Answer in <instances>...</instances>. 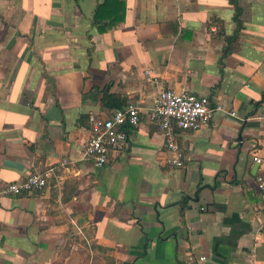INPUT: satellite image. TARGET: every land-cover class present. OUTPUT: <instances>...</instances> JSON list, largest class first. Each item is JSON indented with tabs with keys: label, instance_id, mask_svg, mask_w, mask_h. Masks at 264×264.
Here are the masks:
<instances>
[{
	"label": "crops",
	"instance_id": "0c3cea01",
	"mask_svg": "<svg viewBox=\"0 0 264 264\" xmlns=\"http://www.w3.org/2000/svg\"><path fill=\"white\" fill-rule=\"evenodd\" d=\"M101 2L0 0V185L70 161L45 190L0 199V264H264V0L239 1L228 55V0H126L106 33ZM164 87L236 113L179 132L183 167L147 117ZM104 93L139 105L141 123L100 168L81 155L89 116L115 110Z\"/></svg>",
	"mask_w": 264,
	"mask_h": 264
},
{
	"label": "built area",
	"instance_id": "2783aa9c",
	"mask_svg": "<svg viewBox=\"0 0 264 264\" xmlns=\"http://www.w3.org/2000/svg\"><path fill=\"white\" fill-rule=\"evenodd\" d=\"M209 30L211 34L218 33L215 23L210 26ZM145 74L147 81L151 82L153 79L150 78L149 71ZM219 112H225L233 118L236 117L235 111L224 110L220 104H213L206 96H196L186 91L175 92L164 87L158 92L147 117L162 132L166 151L174 155L171 164L175 167H183L184 162L178 144L179 132H194L208 125ZM88 120L90 135L83 148L81 161L101 168L107 166L122 153L130 131L141 123V108L136 103H127L122 109L113 110L108 117L90 115ZM253 161L258 164L255 186L260 197L261 210L264 212V158L255 155ZM68 165L70 161L63 158L42 171L30 173L23 181L2 184L0 185V199L41 192L49 186L52 178ZM76 230L81 234L79 228ZM200 260L204 261V258Z\"/></svg>",
	"mask_w": 264,
	"mask_h": 264
},
{
	"label": "trees",
	"instance_id": "16d2710c",
	"mask_svg": "<svg viewBox=\"0 0 264 264\" xmlns=\"http://www.w3.org/2000/svg\"><path fill=\"white\" fill-rule=\"evenodd\" d=\"M240 0H228L229 5L233 8V21L236 24L234 32L230 36L225 37L226 45L224 46V54H232L239 47L240 32L243 29L242 7ZM126 11V0H102L96 7L93 15L92 24L97 28L99 33H106L119 29L124 24ZM262 102H264V93ZM103 104L109 109H122L125 102L114 95L104 93Z\"/></svg>",
	"mask_w": 264,
	"mask_h": 264
},
{
	"label": "water",
	"instance_id": "95a60500",
	"mask_svg": "<svg viewBox=\"0 0 264 264\" xmlns=\"http://www.w3.org/2000/svg\"><path fill=\"white\" fill-rule=\"evenodd\" d=\"M258 168V166H256V168L255 169H257Z\"/></svg>",
	"mask_w": 264,
	"mask_h": 264
}]
</instances>
